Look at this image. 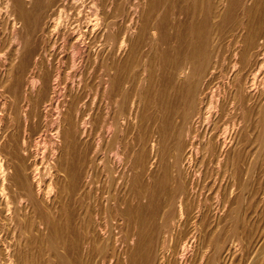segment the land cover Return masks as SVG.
Segmentation results:
<instances>
[{"label":"bare ground","instance_id":"6f19581e","mask_svg":"<svg viewBox=\"0 0 264 264\" xmlns=\"http://www.w3.org/2000/svg\"><path fill=\"white\" fill-rule=\"evenodd\" d=\"M143 1L0 0V88L15 66L26 71L31 65L33 71L26 83L22 80L26 73L21 77L16 72L13 90L0 94V109L8 108L10 114L20 97L25 100L21 106L25 119L40 118L42 110L51 108L54 121H62L66 155L64 163L54 164L66 187L61 191L51 178L52 183L48 180L43 187L37 158L33 162L28 155L29 140L14 132L12 116L0 117V264H70L69 244L61 232L71 234L82 223L86 224L82 227L87 232L86 247L95 236H103L100 264L106 260L108 264H188L198 243L201 253L195 264H232L237 253L245 250L247 242L240 231L250 213L242 207L257 194L258 158L262 168L258 170L264 172V0H147V9ZM35 30L41 34L43 55L47 51L50 56L57 45L60 53H68L70 62L62 61L70 69L66 76L71 69L82 68L91 77L92 82L80 80L71 111L66 105L71 107L69 99V103L59 99L66 84L60 85L62 65L52 66V59L42 57L33 37ZM136 52L142 56L137 63L141 69L133 72ZM182 58L185 63L182 60L184 65L178 67ZM23 83L37 90L39 102L20 93ZM70 93L65 96L71 97ZM62 106L64 113L59 109ZM58 127L52 126L55 135L60 133ZM113 127V140L123 135L122 150L127 151L130 139L136 138L132 144L136 151L135 160L128 156L132 163L127 171L132 176L122 180L125 193L111 192L100 202L116 210L110 214L113 230L107 232L100 223L106 217L98 221L99 202L92 207L93 171L95 175L94 168L105 163L101 151ZM130 127L136 131L135 138ZM37 152L30 155L38 157ZM210 164L218 169L225 164L231 179L228 189L220 184L216 190V185L211 196L198 183L203 167L208 169ZM54 186L59 195L54 192L51 197ZM259 190L261 198L264 181ZM71 203L77 213L73 206L69 208ZM75 213H79L77 219ZM146 229L150 237L156 235V245L146 242ZM93 249L89 247L84 254ZM260 251L264 256V246Z\"/></svg>","mask_w":264,"mask_h":264},{"label":"rangeland","instance_id":"374dc122","mask_svg":"<svg viewBox=\"0 0 264 264\" xmlns=\"http://www.w3.org/2000/svg\"><path fill=\"white\" fill-rule=\"evenodd\" d=\"M146 2H147V0H145V1H143V4H145L144 5V8L145 9H147V6H148V3L146 4ZM146 6V7H145ZM143 7V6H142ZM49 11V10H48ZM44 12L45 11H42V15L44 14ZM228 27L229 26H226V28L227 29H225V30H228ZM36 31L37 30H35V32L33 33V34H35V35H33V37H34V40H35V44L37 45L36 47H38L37 49H38V51L41 49V34H40V32L38 33H36ZM39 37V38H38ZM40 39V40H39ZM130 39H134L133 38V36L130 38ZM37 41V42H36ZM224 42V41H223ZM39 45H40V47H39ZM56 49H57V51H56ZM41 51V54H42V57L43 58H49V61L52 59V61H54V62H52V61H50V63H52V66L54 65V66H61V71H60V75H61V79H60V82H62V83H60V85H62L63 83H66V84H64V89L62 88V86H61V90H60V97H59V99L61 100H59L61 103H62V101L64 100V99H66V101L68 102V99H69V102H70V105H71V107L69 106V104H66V105H68V107H69V109H70V111H71V108H72V105H74L73 103H75V101H74V98H75V96H77V94H79V92L78 91H80V88H81V83H82V81L80 82V80H82L83 78H86L87 80H88V82L90 81V82H92V80H91V77L90 76H88L87 77V75H89V73H88V71H87V73L85 72V70L84 69H80V68H75V69H71V71H70V75H69V77H71L70 79H72V80H70L69 79V77L68 76H66V72H68L69 73V68H67V66H64V65H67L66 63H68V62H70L69 61V55H68V53L67 52H64V53H60L59 52V49H58V45H57V48H55V50L53 51V52H51V55L49 56V52H47V51H45V53H44V55H43V50L41 49L40 50ZM39 51V52H40ZM43 51V52H42ZM56 51V52H55ZM47 52V53H46ZM59 53V54H58ZM136 53H138V52H136ZM134 54V59L132 60L133 61V63H132V67L134 68V71L133 72H138L139 71V69H141L140 67L138 68V64L137 63H141V59H142V56H141V53L139 52L138 53V57H137V54ZM45 54H47V55H45ZM55 56V58L53 59V55ZM58 54V55H57ZM61 54V55H60ZM61 56L60 58H59V60L57 59V56ZM65 55V56H64ZM123 54H121V55H119V56H122ZM47 56V57H46ZM51 56H52V58H51ZM141 56V57H140ZM67 59H66V58ZM138 58V60H139V62H138V60H137V62H136V58ZM140 57V58H139ZM57 60V61H56ZM64 60H68V61H65V62H62V61H64ZM181 61H179V65H178V67H182L181 65H184V63H185V59H180ZM182 60H184L183 62H182ZM55 61H56V63H55ZM136 63V65H135V63ZM54 63V64H53ZM58 63V64H57ZM63 63V64H62ZM181 63H183V64H181ZM17 64V63H16ZM57 64V65H56ZM61 64V65H60ZM136 67H135V66ZM64 66V67H63ZM30 67V68H29ZM29 67H27L26 68V71L25 70H23V71H21L20 69L18 70V68H17V66H15L14 68H13V72H12V74H13V77H12V74H11V76H10V78L8 79L9 81H6V83L4 84V82H3V88H0L1 90H0V94L2 95V93L5 95H9L10 93V91L9 90H13V87H15V86H13V84L14 85H16L15 84V81H13L14 80V77H15V74H16V72L18 73V75H21V77L23 76V74H22V72H24V76L22 77V80L26 83V80H28L29 79V77H30V75L33 73V71H32V69H31V65H29ZM62 68H64V69H62ZM15 69H17V71H15ZM67 69V70H66ZM28 70V71H27ZM31 70V71H30ZM63 70H64V72H63ZM81 70V71H80ZM20 71V72H19ZM66 71V72H65ZM77 72V73H76ZM79 72H81V75L79 74ZM85 72V73H84ZM84 73V74H83ZM30 74V75H29ZM64 74V75H63ZM73 74V75H72ZM17 75V74H16ZM84 75H85V77H84ZM64 76V77H63ZM75 76H76V78H75ZM77 76H78V78L80 77H82L81 79L79 78H77ZM25 77V78H24ZM68 79H67V78ZM24 78V79H23ZM64 78V79H63ZM75 78V79H74ZM74 79V80H73ZM76 79H78V80H76ZM70 80V81H69ZM66 81V82H65ZM72 81H73V83H72ZM70 82V83H69ZM78 83V84H76V83ZM12 83V84H11ZM25 83H23L22 85H24ZM9 84H11V85H9ZM72 84H73V86H72ZM5 85H6V87H5ZM20 86L21 88H22V91L20 92L21 94H24V93H26L27 94V96L29 97V98H31V99H33V100H35V102H39V98H38V94H37V90H30V88L29 87H27V86ZM65 85H66V87H65ZM70 85V86H69ZM77 85V86H76ZM68 86L71 88V89H69L68 88ZM76 86V87H75ZM2 87V86H1ZM79 87V90H77V88ZM8 91H6L5 89ZM21 88H18L19 90L21 89ZM25 88V89H24ZM75 88H76V90H75ZM135 88V87H134ZM133 88V89H134ZM2 89H4V90H2ZM69 89V90H68ZM32 92V94H31V92ZM64 90V91H63ZM2 91H4V92H2ZM6 91V92H5ZM34 91V92H33ZM72 91V93H70ZM76 91V92H75ZM62 93V94H61ZM68 93H70V95L69 96H71V97H66V96H68L67 94ZM73 93H75V94H73ZM29 94V95H28ZM35 94V95H34ZM65 94H66V96H65ZM63 95V96H62ZM22 96V95H21ZM24 97H22V99H23ZM36 98V99H35ZM70 98H71V100H70ZM1 99V98H0ZM20 99H21V97H20ZM19 98H17V101L15 100V102L14 103H16V104H14L13 103V106H15V108L14 107H12V109H11V113L10 114H7V113H9L8 111L10 110H8V108H7V110H2V109H0L1 111H0V117H3V118H5L6 117V115H7V117L5 118L6 120L8 119V118H10V117H8V116H12L13 118H14V120H13V127H14V132H16L20 137H23L24 139H27V140H25L26 142L29 140V142L27 143L29 146H27L28 147V155H29V157H31V159H35V158H37V160L35 161L36 162V164H37V166H38V171H39V177L41 178V181H42V185H44L43 187H46V183L48 184V183H50L51 181L53 182V184L55 183V182H57L59 185L58 186H60L59 187V189L61 190H63V188H65L66 187V185L63 183L62 184V182H64V180L62 179L63 177H62V175L60 174V173H58L57 171H56V167L57 166H59L58 164L60 163V165L62 164V163H64V162H62V161H65L64 160V158L66 157V155H64V152H65V149L63 150V146L65 147V142H63V140H61V139H63V137L61 138V136H62V132H61V130H63L62 129V124H60V123H62V121H61V119H60V122L58 121V122H55L54 121V117H55V115H54V113H52L53 111H52V109L51 108H46L44 111L42 110V112L40 113V118L42 119V121L40 120V118L37 116V117H35V118H29V119H25V115H23V114H25V113H22V111L24 110L23 108L24 107H22L21 108V106L24 104V102H25V100L23 101L22 99L20 100ZM73 100V101H72ZM19 101V102H18ZM23 101V103H21L20 104V102H22ZM32 102V101H31ZM68 102V103H69ZM17 103H19L18 104V107H17ZM38 104H40V103H37V105H36V107H38ZM19 105H20V108H19ZM34 107H35V105H33ZM35 107V108H36ZM73 107H75V105L73 106ZM18 108V109H17ZM34 108V109H35ZM64 110H63V109ZM17 109V110H16ZM20 109V113L18 114V110ZM22 109V110H21ZM33 109V108H32ZM59 109H60V111L62 112V113H64L65 112V108L62 106V107H59ZM66 109H67V106H66ZM74 109V108H73ZM47 111V112H46ZM52 111V112H51ZM5 112V113H4ZM16 112V113H15ZM24 112H25V110H24ZM26 112H27V110H26ZM44 112V113H43ZM46 112V113H45ZM22 113V114H21ZM5 114V115H4ZM14 114V115H13ZM42 114V115H41ZM44 114V115H43ZM53 115V116H52ZM5 116V117H4ZM50 116V117H49ZM18 118V120H16L17 118ZM23 117V118H22ZM47 119H46V118ZM53 117V118H52ZM16 118V119H15ZM45 118V119H44ZM24 119L26 120V121H24ZM31 119H32V121H31ZM37 119H39V121L37 120ZM23 121V123L25 122V124H26V127H25V124H21L22 123V121ZM36 120L38 121L37 123H36ZM45 120V121H44ZM53 120V121H52ZM52 121V122H51ZM19 122V123H18ZM30 122V123H29ZM39 122H41V123H39ZM44 122H46V124L44 123ZM53 122L54 123H56L55 125L53 124ZM17 123H18V125H17ZM49 123V124H48ZM29 124V125H28ZM38 124H40V128H43L42 126H44V128L43 129H41V131L38 129V127H39V125ZM50 124H52V126H53V128L55 129H57V127L58 126H60V133L59 134H57V135H55L56 133L54 132L55 130L52 128V126L50 127ZM60 124V125H59ZM23 125V126H22ZM34 127H33V126ZM37 125V126H36ZM42 125V126H41ZM19 126V127H18ZM22 126V127H21ZM57 126V127H56ZM17 127V128H16ZM29 127V128H28ZM31 127H33V128H31ZM48 127V128H47ZM25 128V129H24ZM31 128V129H30ZM51 128H52V130H51ZM59 128V127H58ZM131 128V127H130ZM18 129V130H17ZM22 129H24V130H22ZM39 131H38V130ZM48 129H50V130H48ZM26 130L27 131H29L28 133L26 132ZM54 130V131H53ZM113 131H112V133H111V137H110V139L108 140V144H107V146H105V151L104 150H102L101 152V154H103V159L105 160V163H103L102 165H97L96 167H98V168H94V170H96L95 171V175H94V171H93V191H94V189H96L94 192H93V194L95 195V198H92V207H93V205H94V203H97V202H99V207H100V209H99V207H98V209L100 210L99 211V216L100 217H98V221L100 222V220L99 219H104L105 217V220L106 221H104V220H102L100 223L102 224V222H103V224H102V226H103V228H102V226H101V228L102 229H105L107 232H109V230H113V224H112V216L110 215L111 213H113L112 215H114L115 213H116V210H115V212H114V209H112L111 210V208L110 209H106L105 207H103V205H101L102 204V202H103V199L104 198H107V196H110L111 195V192H112V195L114 194V195H117V196H120L122 193L124 194L125 193V191H126V189H127V186L125 185V187H124V184H123V179H125L127 176L128 177H130V176H132V175H130V174H132L131 172H129V171H127V169H128V166H130L131 165V163H132V160H130V159H134L135 160V158H133V155L135 154V151H136V147L135 146H133L134 145V143H136L135 141H136V138H135V133H136V131L135 130H133L132 128L130 129L131 131H129L130 132V134L132 135H130L132 138H135V140L133 141V139H130V141H131V145L130 146H128V149H127V151H125V150H122V145H123V135L121 136L120 135V137L118 136V141H116V140H113L112 138H113V133L115 132V128L113 127V129H112ZM133 130V131H132ZM19 131H23V132H26L25 134L23 133V132H19ZM43 131V133L42 134H40L41 132ZM51 131H52V133H51ZM135 131V132H134ZM39 132V133H38ZM47 133V134H49V135H47V134H45V133ZM50 132V133H49ZM22 134V135H21ZM28 134V135H27ZM117 134H120L119 133V131H117ZM135 136H134V135ZM33 135L34 136H36V137H34L33 138ZM38 135H41V136H39L38 137ZM45 135V136H44ZM31 136V137H30ZM47 136V137H46ZM52 137V138H50V137ZM59 136V137H58ZM55 137H56V140H55ZM30 138V139H29ZM32 138V139H31ZM42 140V141H40V140ZM44 139V140H43ZM47 139V140H46ZM50 139V140H49ZM119 139H121L120 141H119ZM32 140H33V142H32ZM54 140V141H53ZM60 142H59V141ZM111 140V141H110ZM36 141V142H35ZM38 141H40V142H38ZM51 141H53V142H51ZM128 142H129V138H128V140H127ZM38 142V143H37ZM30 143V144H29ZM61 143V144H60ZM63 143H64V145H63ZM115 143V144H114ZM118 143H121L120 145L118 144ZM33 146H32V145ZM57 144V147L55 146ZM118 144V145H117ZM133 144V145H132ZM37 145V146H36ZM40 145H42L41 147H40ZM53 145H54V147H53ZM111 145V146H110ZM30 146H31V148H30ZM115 146V147H114ZM119 146H121V147H119ZM33 147H34V149H33ZM112 147H114V148H112ZM119 147V148H118ZM129 147H133V148H129ZM46 148V149H45ZM56 148H58V150L56 149ZM116 148V149H115ZM50 149V150H49ZM53 149V150H52ZM31 150H34V151H31ZM37 150H39L38 152H37ZM115 151V153H114V151ZM130 150V151H129ZM37 152L35 155H37L38 157H34V155H30V154H34V153H29V152ZM41 151V152H40ZM64 151V152H63ZM111 151V152H110ZM124 151V152H123ZM132 151H134V152H132ZM104 152V153H103ZM118 152V153H117ZM128 152V153H127ZM131 152V153H130ZM39 153V154H38ZM42 153V155H40ZM52 153V154H51ZM56 153V154H55ZM62 153V154H61ZM113 155H112V154ZM58 154V155H57ZM60 154V155H59ZM121 154H124V155H126V157L124 156V155H122L121 156ZM130 154V155H129ZM53 155V156H52ZM61 155H62V158H61ZM112 155V157H111V159H110V156ZM118 155V156H117ZM119 155H120V157H121V159H119L118 160V158H120L119 157ZM46 156V157H45ZM56 156V159L54 158ZM128 156H129V158H128ZM40 157V158H39ZM43 157V158H42ZM53 157V158H52ZM114 157H116L117 159H115ZM134 157H135V155H134ZM42 158V159H41ZM126 158H128V159H126ZM34 159L32 160L33 162H34ZM48 159V160H47ZM63 159V160H62ZM125 159V160H124ZM40 160H41V163H39L40 162ZM57 160V161H56ZM112 160H114V161H112ZM121 160V161H120ZM126 161V162H124V161ZM130 160V161H129ZM134 160H133V162H134ZM39 161V162H38ZM48 161V162H47ZM109 161V162H108ZM38 162V163H37ZM51 162V163H50ZM57 162V163H56ZM116 162V163H115ZM120 162V163H119ZM257 162L259 163V167H260V159L258 158V160H257ZM45 163V164H44ZM125 163H126V166H125ZM223 163V162H222ZM30 164H31V162H30ZM57 164V166H55V165ZM124 164V165H123ZM42 165H44V166H42ZM49 165V166H48ZM104 165V166H103ZM116 165V166H115ZM221 165V164H220ZM40 166V167H39ZM101 166V167H100ZM224 166V167H223ZM42 167H43V169H42ZM46 167V168H45ZM52 169H51V168ZM102 167H103V169H102ZM216 168V170H215V168ZM258 167V164H257V173H255V175L257 174V176L254 178V188L256 189V191H257V194L255 193L254 194V191H255V189L253 188V196H255L254 197V199L251 201V203L249 204V205H247L246 206V204L244 205V208L242 207V209L243 210H246L247 211V213L250 215H247L248 216V219H247V216H246V218H245V226L241 229V233H240V237H242L243 239L242 240H244V243H246V246H245V250H243V251H241V253L239 252V253H237V256H236V258H235V261L232 263V264H237V262H238V264H256V262L259 260V261H264V256H262V252L260 251L261 250V246H264V236H262V235H264V195H262L261 194V198H260V190H259V185L261 184V182L262 181H264V172H262V170H258V169H262L261 167L259 168ZM100 168V169H99ZM106 168V169H105ZM113 168H115V169H113ZM118 170H117V169ZM124 168H126V169H124ZM224 168V169H223ZM42 169V170H41ZM49 169V170H48ZM57 172L56 174H55V171ZM206 169V170H205ZM99 170H101V171H99ZM104 170H105V172H104ZM121 170H123L124 172L122 173V171ZM224 170V171H223ZM48 171V172H47ZM203 171H207L206 172V174H205V172H203ZM210 171V172H209ZM223 171V172H222ZM229 171L230 170H228V168L225 166V164H223V165H221L220 167H219V169L217 168V166L216 165H213V164H210L209 165V168L207 169V167H203V170H202V175H201V177H203V178H199V180H198V183H199V186L201 187H203V191H204V193H206V192H208V193H206V195H209V196H211L214 192V189L216 188V185H217V188H216V190L218 189V187H219V185L221 184V186L223 187V190H224V187H225V190L226 189H228L227 187H230V185H231V179L229 178ZM51 172V173H50ZM98 172H100V173H98ZM108 172V173H107ZM121 172L123 175L121 176V174H119V173ZM129 172V173H128ZM223 174H222V173ZM262 172V173H261ZM49 173V175L50 174H52V176L50 175H48V177H47V174ZM96 173H98V175L99 176H97V174ZM107 173V174H106ZM126 173L128 174V175H126ZM209 173V174H208ZM54 174V175H53ZM58 174V175H57ZM104 174H106V175H104ZM113 174V175H112ZM45 175H46V177H45ZM102 175H104V176H102ZM118 175L120 176V177H122V178H120V177H118ZM204 175V176H203ZM221 175H222V177H221ZM225 175V176H224ZM262 175V176H261ZM54 176V177H53ZM108 176V177H107ZM208 176V177H207ZM258 176H261L260 178H258ZM56 177H57V179H56ZM59 177V178H58ZM95 177V178H94ZM205 177V178H204ZM208 179H207V178ZM213 177V178H212ZM49 178H51L50 180H49ZM61 178V179H60ZM257 178L259 179V180H257ZM45 179V180H44ZM55 179V180H54ZM96 179H98V180H96ZM103 179H104V181H103ZM116 179V180H115ZM119 179H121L120 180V182H119ZM201 179H202V181H201ZM205 179H207V180H205ZM212 179H213V181H212ZM217 179V180H216ZM230 179V180H229ZM50 182H49V181ZM57 180V181H56ZM205 180V182H203ZM217 182H216V181ZM221 180V181H220ZM46 181V182H45ZM60 181V182H59ZM95 181H97V185H96V183H95ZM100 181H102V182H100ZM106 181V182H105ZM201 181V182H200ZM212 181V182H211ZM51 182V183H52ZM115 182H117V183H115ZM222 182V183H221ZM225 182H226V184H225ZM99 183V184H98ZM100 183L101 184H103L104 185V187H103V185H100ZM105 183V184H104ZM120 184L119 186H117L116 187V185L117 184ZM203 183H205V184H202ZM215 183V184H214ZM229 183H230V185H229ZM95 184V185H94ZM115 184V185H114ZM207 184V185H206ZM209 184H211L210 185V187L212 188V189H210V187H209ZM63 185V186H62ZM224 185V186H223ZM227 185H229V186H227ZM61 186H62V188H61ZM94 186L96 187V188H94ZM103 187V188H101V187ZM108 186V187H107ZM115 186V187H114ZM206 186L207 187H209L208 189H206ZM213 186V187H212ZM55 187V186H54ZM107 187V188H106ZM118 187H119V190H117L118 189ZM221 187V188H222ZM112 188V189H111ZM124 188V189H123ZM205 188V189H204ZM107 189V190H106ZM211 190V192H210V190ZM56 190V191H55ZM55 190H54V188H53V191H52V194H51V197H53L58 191V188H56L55 187ZM61 190V191H62ZM98 190V191H97ZM102 190V192H100ZM105 190L107 191V194H106V192H105ZM113 190V191H112ZM116 190H117V192H116ZM215 190V191H216ZM54 192H55V194H54ZM99 192L101 193V196H102V198L100 197V194H99ZM116 193V194H115ZM73 194H74V192H73ZM96 194H97V196H96ZM103 194V195H102ZM120 194V195H119ZM59 194L57 193L55 196H58ZM105 195V196H104ZM71 196V195H70ZM259 197V198H258ZM93 199H95V202H94V200ZM162 199V198H161ZM258 199V200H257ZM101 200V201H100ZM254 201H255V203H254ZM100 202H101V204H100ZM259 202V203H258ZM258 203V204H257ZM257 206V208H256V206ZM71 206H73V208L74 209H77L76 207V205L75 204H73L72 205V203L69 205V208H71ZM245 206H246V208H245ZM102 207H103V209H102ZM260 207V208H259ZM249 208V209H248ZM103 210V211H102ZM251 210V211H250ZM252 210H253V212H252ZM260 210V211H259ZM102 211V212H101ZM257 211H258V213H257ZM78 212V209L76 210V213ZM102 213V215H100L101 213ZM75 213V219H77V217H79V213H78V215ZM106 213V214H105ZM258 215V216H257ZM149 217V216H148ZM147 217V218H148ZM260 217V218H259ZM247 220H249L248 222H247ZM259 220V221H258ZM72 222H73V220H72ZM104 222H106L107 223V226H105L106 225V223H104ZM262 223V224H261ZM100 224V225H101ZM83 225H86V224H84V223H82V224H80V226H81V228H78V227H80V226H78L77 225V227H75V229L77 230V229H79L78 230V232L75 230H72V232L74 231V233H72L71 232V234H69L68 232H67V230H63L64 229V226L62 227V232H61V235H62V237L64 238V239H66V241L68 242V250L66 251V254H67V257L69 258V260H70V264H100V262H101V260L103 259V251L101 250L102 248H103V246H105V241L102 239L103 238V236L101 237V236H98V237H100V238H97V236H95L93 239H92V244L90 243L89 244V247L90 248H94L93 249V252L92 253H88V255L86 256L85 254H86V252H88V250L87 249H89V247L87 246L86 247V245L84 244V242H83V240H85L86 239V234L85 233H87L86 231H85V228H86V226H83ZM82 227H85V228H83L82 229ZM105 227V228H104ZM250 227H252V228H250ZM256 227H257V229H256ZM258 228H259V231H258ZM261 229V230H260ZM244 230V231H243ZM147 229H146V231H145V233H147ZM248 231V232H247ZM243 232H244V234H243ZM68 233V234H67ZM248 233V234H247ZM259 233V234H258ZM253 234V235H252ZM248 235H251V236H249L248 237ZM257 236V237H256ZM85 237V238H84ZM149 237V238H148ZM247 237H248V239L249 240H247ZM251 237V238H250ZM261 237H262V239H261ZM82 238V239H81ZM95 238H97V241H98V239H99V243L97 242V241H95L96 239ZM145 240H146V242H148V240H152L153 241V245H156V243H155V239H156V235L155 236H153V234H152V236L150 237V233L148 232L147 233V235H145ZM151 238V239H150ZM155 238V239H154ZM245 238V239H244ZM257 238V239H256ZM95 239V240H94ZM256 239V240H255ZM246 240V241H245ZM255 240V241H254ZM260 240V241H259ZM259 241V242H258ZM257 242H258V244H257ZM80 243H82L81 245H80ZM96 243V244H95ZM98 244V245H97ZM91 245H92V247H91ZM197 245V246H196ZM195 245V248H194V252H192L190 255H189V257L187 258L188 259V264H190V262H192L191 264H195V262H196V260H198V257H199V254L201 253L200 252V250H199V248L201 247V244H196ZM248 245H249V247H248ZM257 245V246H256ZM96 246V247H95ZM79 247V248H78ZM87 248V249H85V248ZM253 247V248H252ZM257 247V248H256ZM97 248V249H96ZM82 249L84 250L83 252H82ZM247 249V250H246ZM252 249V250H251ZM255 249V250H254ZM87 250V251H86ZM202 250V249H201ZM249 250V251H248ZM253 250H254V253L253 254H251V251L253 252ZM195 251H197V253L195 254ZM248 251V252H247ZM84 252H85V254H84ZM96 252V253H95ZM247 252V253H246ZM246 254V255H245ZM258 254H259V256H258ZM100 255V256H99ZM194 255V256H193ZM239 255H240V257H239ZM194 258H192V257ZM249 257V260H248V258H247V261H249V262H247L246 261V257ZM262 256V257H261ZM189 258H190V260H189ZM237 258H238V260H237ZM251 258V259H250ZM245 259V260H244ZM244 260V261H243ZM244 262H247V263H244ZM108 264V260H106L105 261V263L104 264Z\"/></svg>","mask_w":264,"mask_h":264}]
</instances>
